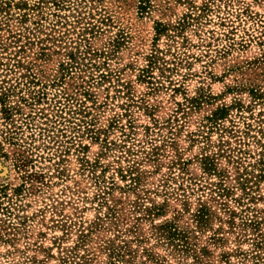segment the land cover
Segmentation results:
<instances>
[{
  "label": "rangeland",
  "instance_id": "obj_1",
  "mask_svg": "<svg viewBox=\"0 0 264 264\" xmlns=\"http://www.w3.org/2000/svg\"><path fill=\"white\" fill-rule=\"evenodd\" d=\"M5 1L0 264H264V0Z\"/></svg>",
  "mask_w": 264,
  "mask_h": 264
},
{
  "label": "trees",
  "instance_id": "obj_2",
  "mask_svg": "<svg viewBox=\"0 0 264 264\" xmlns=\"http://www.w3.org/2000/svg\"><path fill=\"white\" fill-rule=\"evenodd\" d=\"M8 4H9V2H6V1L4 2V0H2V4H1L2 6H1V8H2V9H5L6 6H8ZM38 4H39V3H38ZM38 4H34V5L36 6V5H38ZM5 110L8 111L9 109L6 108Z\"/></svg>",
  "mask_w": 264,
  "mask_h": 264
}]
</instances>
